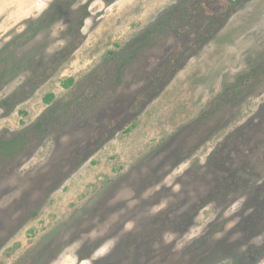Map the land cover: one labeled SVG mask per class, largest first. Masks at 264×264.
Wrapping results in <instances>:
<instances>
[{"label":"rangeland","instance_id":"rangeland-1","mask_svg":"<svg viewBox=\"0 0 264 264\" xmlns=\"http://www.w3.org/2000/svg\"><path fill=\"white\" fill-rule=\"evenodd\" d=\"M53 110L0 264H264V0H0V140Z\"/></svg>","mask_w":264,"mask_h":264},{"label":"trees","instance_id":"trees-1","mask_svg":"<svg viewBox=\"0 0 264 264\" xmlns=\"http://www.w3.org/2000/svg\"><path fill=\"white\" fill-rule=\"evenodd\" d=\"M107 4L110 3V0H104ZM87 4L81 7V10L86 9ZM78 20V25L83 23V16L81 15ZM73 82L71 78H68L64 83V87L70 86ZM53 95L51 93L46 94L43 97V102L48 103L52 99ZM55 110L50 113H42L37 117V119L29 125L24 131L16 133L11 139L0 140V152L5 155L13 156L16 153H19L25 147V143L28 140H33L41 136V132H43L44 126L49 123L55 115Z\"/></svg>","mask_w":264,"mask_h":264},{"label":"flooded vegetation","instance_id":"flooded-vegetation-1","mask_svg":"<svg viewBox=\"0 0 264 264\" xmlns=\"http://www.w3.org/2000/svg\"><path fill=\"white\" fill-rule=\"evenodd\" d=\"M117 70H119V69H117ZM117 74H118V72H117ZM259 256V255H258ZM257 255L256 256H254L253 257V261L251 262V263H249V264H255V263H258V260H259V257H258Z\"/></svg>","mask_w":264,"mask_h":264}]
</instances>
